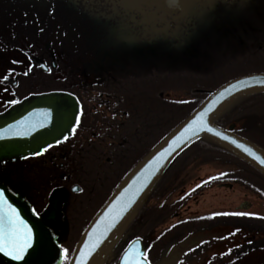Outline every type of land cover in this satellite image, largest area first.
I'll return each mask as SVG.
<instances>
[{"label": "flooded vegetation", "instance_id": "1", "mask_svg": "<svg viewBox=\"0 0 264 264\" xmlns=\"http://www.w3.org/2000/svg\"><path fill=\"white\" fill-rule=\"evenodd\" d=\"M244 1L188 0L174 8L169 5L171 0H93L86 10L83 0H0V93L4 94L0 95V114L33 95L63 93L78 104L68 136L39 155L0 162V184L21 196L39 220L52 193L61 192L57 212L45 223L56 248L52 264H68L81 234L106 201L98 209L93 207L90 218L80 223L75 218L77 199L87 192L81 182L90 174L92 179L104 180L113 166L131 169L158 143L151 130L164 137L163 104L181 101L164 95V87L174 84L163 76L164 62L168 69H175L180 50L197 33L198 23L231 27L238 21V12L245 9ZM232 10H237V16ZM183 62L207 71L191 60ZM194 161L189 158L158 187L153 197L158 207L155 214L146 208L142 222L127 227L104 264H118L134 241H140L137 251H142L147 264L239 262L243 228L220 222L218 217L225 213L222 208L200 214L192 210L208 190H232L238 179L229 177L228 170L200 176L201 167L221 163L216 159ZM17 166L27 174L21 176L22 182L14 176L18 171L12 168ZM39 171L47 175L40 185ZM244 204L247 209L240 208ZM251 207L243 200L231 212ZM151 219L156 223H150ZM236 236L241 243L232 248L237 255L231 260L229 251L214 249L219 243L227 246ZM253 241L254 236L248 239Z\"/></svg>", "mask_w": 264, "mask_h": 264}, {"label": "water", "instance_id": "2", "mask_svg": "<svg viewBox=\"0 0 264 264\" xmlns=\"http://www.w3.org/2000/svg\"><path fill=\"white\" fill-rule=\"evenodd\" d=\"M188 0H171V7ZM178 2V3H176ZM264 94V73L234 78L214 92L184 121L177 125L150 150L123 178L82 233L69 264H104L139 207L152 191L166 169L186 147L205 140L236 156L264 177V149L234 134L235 125L222 128L215 123L237 100ZM78 104L70 95L50 93L33 95L0 114V162L34 155L68 136L75 124ZM0 218L3 239L7 243L8 219H16L23 232V221L31 229L32 246L18 261L0 252L4 264H52L56 248L45 223L57 212L61 192L54 191L42 220L31 212L30 206L18 195L0 184ZM247 209L248 205L240 206ZM140 241H134L121 255L118 264H147ZM53 259V260H52Z\"/></svg>", "mask_w": 264, "mask_h": 264}, {"label": "rangeland", "instance_id": "3", "mask_svg": "<svg viewBox=\"0 0 264 264\" xmlns=\"http://www.w3.org/2000/svg\"><path fill=\"white\" fill-rule=\"evenodd\" d=\"M243 3L245 9L238 12L239 14L236 13L237 10H232L231 13L234 16L238 14V21L229 28L222 24H212L210 22L198 23L197 33L189 41V44L180 50V61L177 62L179 64L174 66L175 69H168L166 67L167 62H164L163 76L169 80L172 79V82H174V84L164 87V95L168 98L172 97V99L174 96V100H184L194 96L203 98L206 94L199 96L197 93H200V91L207 93L208 90H214L236 77L264 73V11H259L264 8V0H260L259 4L256 0H245ZM261 4L263 6L258 8ZM206 58L209 59L205 62L204 59ZM182 59L206 66L207 71L204 67L197 66L194 68L187 65ZM2 70L3 68H0V71ZM133 88L135 92L137 88ZM3 96L4 94L1 95V97ZM168 107L169 103L164 102L165 136L184 118L179 113H174L172 110L168 111ZM215 122L223 127L235 124V131L238 134L264 147V94L246 97L234 102ZM258 124H261V126H258ZM150 134L154 135L155 142L159 143L161 141L162 136L158 130L156 132L151 130ZM151 145L153 143L146 148H150ZM189 158L191 160L195 159L193 164L195 162L199 164L209 159L220 161L222 166H219L218 163V167L214 165L216 168L213 165L201 167L198 174L200 176L204 173L214 174L228 170L227 175L229 177L238 179L237 185H234L232 190L223 189L220 192H215L214 189L208 190L198 198V202L192 210H196L200 214L222 208L225 213H229V215L222 213L218 220L222 223H238L243 228L244 233V244L239 249L242 252H239L241 258L235 264H264V178L248 165L238 161L233 155L204 141L195 142L193 146L184 149L174 159L151 191L147 201L139 207L132 223L138 224L141 221V215L144 214L146 208L151 209L149 213L155 214L158 207L156 203H153V197L156 196L158 187L163 185L171 175H174ZM7 169H11V167L5 166V170ZM12 169L18 171L14 172L15 179L20 182L24 181L27 174L20 171V166ZM109 169H111L110 173L105 174L104 180H99L100 177L92 179L90 174L89 178L84 177L86 179L81 182L83 188L87 186V192L79 195L77 199L78 207L76 208L75 218L77 217L79 222L88 217V213L93 207L97 209L100 207L109 196L116 182L130 167L117 169L113 166ZM22 175L24 176L23 179ZM38 178L40 185L46 181L47 175L45 172L39 171ZM235 181L237 180H231L230 183ZM243 200L252 204V207L244 213L253 215H231V213H234L231 211L236 209ZM150 223L154 224L156 222L151 219ZM231 229V227H228L227 232L230 233ZM252 236H254V241L249 243L248 239H251ZM240 240L241 237L236 236L234 239L228 240L227 246L224 244L225 242L223 244L219 243L214 249L218 253L222 250L229 251L228 259L231 260L236 254L233 247L237 242L241 243ZM70 244H72V241ZM72 246L70 245L69 248L71 249Z\"/></svg>", "mask_w": 264, "mask_h": 264}, {"label": "snow or ice", "instance_id": "4", "mask_svg": "<svg viewBox=\"0 0 264 264\" xmlns=\"http://www.w3.org/2000/svg\"><path fill=\"white\" fill-rule=\"evenodd\" d=\"M92 2L93 0H83L86 10L89 8L90 3ZM12 103H15V101H12ZM35 154L39 155L40 153L37 152ZM2 198V194H0V199ZM224 215H229V213H224ZM231 215L247 216L253 214L234 212L231 213ZM19 223L25 229L23 232H21L20 229L16 226L15 218L10 217L8 219V240L5 244L3 239V220L2 218H0V252H2L5 256H10L15 261L20 260L25 250L32 246L31 229H28L26 225H23V221H19Z\"/></svg>", "mask_w": 264, "mask_h": 264}, {"label": "trees", "instance_id": "5", "mask_svg": "<svg viewBox=\"0 0 264 264\" xmlns=\"http://www.w3.org/2000/svg\"><path fill=\"white\" fill-rule=\"evenodd\" d=\"M204 99L205 96L203 98L200 97L189 101H182L179 103H169L168 111L172 110V112L179 113L184 118H186L203 102ZM258 126H261V124H258Z\"/></svg>", "mask_w": 264, "mask_h": 264}]
</instances>
